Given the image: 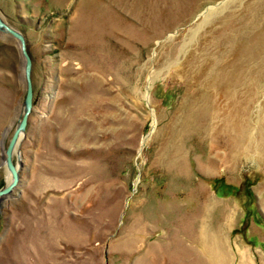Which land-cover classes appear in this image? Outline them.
Returning a JSON list of instances; mask_svg holds the SVG:
<instances>
[{
  "label": "rangeland",
  "instance_id": "374dc122",
  "mask_svg": "<svg viewBox=\"0 0 264 264\" xmlns=\"http://www.w3.org/2000/svg\"><path fill=\"white\" fill-rule=\"evenodd\" d=\"M0 16L33 91L0 264H195L196 236L264 264V0H0ZM24 91L0 32V187Z\"/></svg>",
  "mask_w": 264,
  "mask_h": 264
},
{
  "label": "water",
  "instance_id": "95a60500",
  "mask_svg": "<svg viewBox=\"0 0 264 264\" xmlns=\"http://www.w3.org/2000/svg\"><path fill=\"white\" fill-rule=\"evenodd\" d=\"M0 32L5 33L7 35H10L13 37L15 40L18 42V47H19V52L22 56V66H23V79L25 83V91H24V101H23V108L20 114V117L18 119V122L14 129L12 130L7 143L5 145L4 149V160L6 167L8 168L10 174H11V179L8 183L0 187V195L8 192L10 188L16 183L18 173H17V167L12 161V149L13 145H15V140L18 136V134L22 133V130L26 124L27 121V115L30 112L31 109V101H32V84H31V79L29 75V70H30V57L29 54L25 48V42L23 39L22 34L7 24L0 16Z\"/></svg>",
  "mask_w": 264,
  "mask_h": 264
},
{
  "label": "bare ground",
  "instance_id": "6f19581e",
  "mask_svg": "<svg viewBox=\"0 0 264 264\" xmlns=\"http://www.w3.org/2000/svg\"><path fill=\"white\" fill-rule=\"evenodd\" d=\"M212 6H210V7H208L204 12H203V15L205 16V15H207V14H209V12L212 10ZM206 17V16H205ZM19 138H20V133L18 134V136H17V138H16V140H15V145H13V149H12V152H14V150H15V146H16V144H17V142H18V140H19ZM19 143V142H18ZM11 154H13V153H11ZM6 177H7V182H9L10 181V179H11V176H10V173L7 171V173H6ZM13 187H14V185L10 188V190L8 191V192H6V193H4V194H1L0 195V197H2V196H4V195H7L12 189H13ZM195 242L197 243V245H199V247L201 248H197L198 249V253H197V257L195 258V261H196V263L195 264H226V263H224V260H226L225 258H224V256H223V253H224V251H223V253L222 252H219V253H221V254H219L218 252H217V248H218V242H217V245H216V243H215V241L213 240V238H211V237H209L208 239H200V237L199 236H196L195 237ZM222 243V242H221ZM220 242H219V246L221 247V248H223V245L221 244ZM196 248V247H195ZM188 251H190V249L188 250ZM220 251V250H219ZM186 253V252H185ZM183 254L182 255V262H186V257L188 256V255H186V254ZM188 253V252H187ZM201 254H203V255H205V256H207V258L208 259H202V256H200ZM226 254H228V253H226ZM226 256V255H225ZM228 257V256H227ZM204 258V257H203ZM155 259H157V257L155 256ZM178 259V258H177ZM205 260H207V261H205ZM190 262V261H189ZM184 264H186V263H184ZM191 264V263H190Z\"/></svg>",
  "mask_w": 264,
  "mask_h": 264
}]
</instances>
